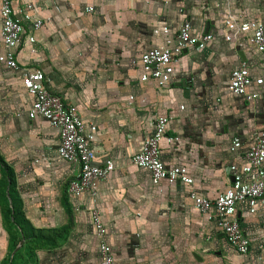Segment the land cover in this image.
Masks as SVG:
<instances>
[{
    "label": "crops",
    "instance_id": "0c3cea01",
    "mask_svg": "<svg viewBox=\"0 0 264 264\" xmlns=\"http://www.w3.org/2000/svg\"><path fill=\"white\" fill-rule=\"evenodd\" d=\"M261 1L12 0L22 27L17 65L42 73L76 109L95 163L109 159L113 170L94 197L65 194L77 168L57 157V131L27 118L32 96L21 73L5 67L0 37V159L12 172L28 237L9 224L0 183V264H98L93 209L113 264H264L263 200L235 205L247 242L239 255L214 214H200L189 198L213 199L245 181L243 156L255 139L264 141V61L251 44V29L264 27ZM183 21L193 36H209L201 48L178 47ZM243 25L250 30L239 31ZM163 49L171 62L154 79L139 58ZM234 70L246 77L243 96L230 87ZM157 118L167 120L160 162L191 185L153 184L147 170L131 165Z\"/></svg>",
    "mask_w": 264,
    "mask_h": 264
},
{
    "label": "built area",
    "instance_id": "2783aa9c",
    "mask_svg": "<svg viewBox=\"0 0 264 264\" xmlns=\"http://www.w3.org/2000/svg\"><path fill=\"white\" fill-rule=\"evenodd\" d=\"M0 37L4 49V65L13 72L21 73L22 88L32 96L27 118H41L58 134L56 146L57 157L77 168V177L67 182L65 194L78 197L83 194L95 196L98 183L105 180L113 170L109 159L97 164L94 161L90 141L84 135L83 124L76 109L51 92L44 83L43 74L38 71L21 70L15 61V47L22 33L20 22L12 15V0H0ZM41 26L40 21L32 23V29ZM250 30L248 25L239 28L241 32ZM251 44L262 55L264 61V27L257 25L252 29ZM178 47L196 46L201 48L208 40L207 34L193 36L188 21H183L177 35ZM171 62L168 49L143 54L139 64L147 68L151 77L159 79L166 66ZM230 87L234 94H245L247 80L241 70L229 74ZM167 120L157 118L152 123L150 135L141 144L140 150L130 157L131 165L149 172L151 182L157 184L164 181L168 184L182 183L191 185L192 180L180 172L166 170L159 159V143L165 132ZM264 160V141L255 139L243 156L244 164L249 172L245 181H239L234 186L225 189L213 199L198 197L192 192L189 198L196 211L200 214L212 212L216 219V227L222 237L239 255L247 253V242L240 230L239 224L233 218L235 205L244 200L264 201V173L261 164ZM90 219L96 237V254L98 264H113L112 252L106 242L105 229L98 213L90 211Z\"/></svg>",
    "mask_w": 264,
    "mask_h": 264
},
{
    "label": "trees",
    "instance_id": "16d2710c",
    "mask_svg": "<svg viewBox=\"0 0 264 264\" xmlns=\"http://www.w3.org/2000/svg\"><path fill=\"white\" fill-rule=\"evenodd\" d=\"M0 173L2 179L0 180V183L3 184L6 188V194H7V200L9 202L5 201V210L8 217L11 219V225L13 227H17L19 230L23 240H26L28 237L24 234V229L22 227V224L26 225L20 211V202L18 201L16 197V193L14 191V178L12 175L11 170L2 162L0 159ZM1 195L3 196L4 194ZM23 225V226H24ZM66 230V229H65ZM12 264V258L9 262Z\"/></svg>",
    "mask_w": 264,
    "mask_h": 264
},
{
    "label": "rangeland",
    "instance_id": "374dc122",
    "mask_svg": "<svg viewBox=\"0 0 264 264\" xmlns=\"http://www.w3.org/2000/svg\"><path fill=\"white\" fill-rule=\"evenodd\" d=\"M260 6H264V0L261 1V5ZM10 224V223H9ZM10 226V225H9ZM24 252V250H23ZM8 260V259H7ZM15 264H21V260H18Z\"/></svg>",
    "mask_w": 264,
    "mask_h": 264
},
{
    "label": "water",
    "instance_id": "95a60500",
    "mask_svg": "<svg viewBox=\"0 0 264 264\" xmlns=\"http://www.w3.org/2000/svg\"><path fill=\"white\" fill-rule=\"evenodd\" d=\"M22 242L19 243V245L21 244Z\"/></svg>",
    "mask_w": 264,
    "mask_h": 264
}]
</instances>
